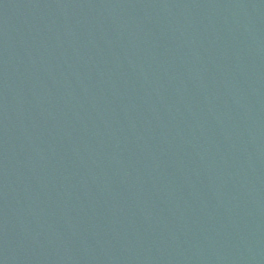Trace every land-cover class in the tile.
I'll list each match as a JSON object with an SVG mask.
<instances>
[{
  "label": "water",
  "instance_id": "95a60500",
  "mask_svg": "<svg viewBox=\"0 0 264 264\" xmlns=\"http://www.w3.org/2000/svg\"><path fill=\"white\" fill-rule=\"evenodd\" d=\"M0 264H264V0H0Z\"/></svg>",
  "mask_w": 264,
  "mask_h": 264
}]
</instances>
